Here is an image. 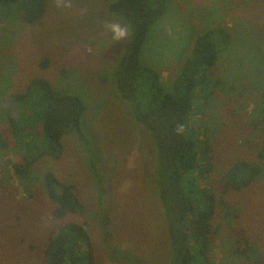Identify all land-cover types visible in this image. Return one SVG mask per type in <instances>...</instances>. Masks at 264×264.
Returning <instances> with one entry per match:
<instances>
[{
  "label": "rangeland",
  "instance_id": "1",
  "mask_svg": "<svg viewBox=\"0 0 264 264\" xmlns=\"http://www.w3.org/2000/svg\"><path fill=\"white\" fill-rule=\"evenodd\" d=\"M110 1L73 0L71 9H58L49 0L46 15L36 24L0 20V132L9 127L4 100L24 92L35 77L80 96L87 105L84 121L92 135V159L106 176L107 191L101 199L86 161L91 150L73 135L64 138L61 157L39 160L25 179L12 167L23 163L21 149L0 147V264H43L47 240L65 222L87 225L97 264H132L109 261L110 245L145 264L168 262L164 221L144 172L151 167L146 133L125 103L99 81L111 73L123 51V44L103 27L106 20H120L109 12ZM214 27L227 30L232 41L222 45L211 74L220 83H215L218 89L204 115L199 114L201 102L192 115L196 136L204 130L214 157L213 173L200 180L217 199L210 262L264 264V173L246 189L221 194L224 174L238 160L263 167L264 0H172L167 15L149 31L143 64L157 70L162 81L173 78L198 32ZM45 58L50 64L43 69ZM47 172L76 186L84 215L53 217L43 182L32 179ZM102 212L111 219L108 242L97 221Z\"/></svg>",
  "mask_w": 264,
  "mask_h": 264
},
{
  "label": "trees",
  "instance_id": "2",
  "mask_svg": "<svg viewBox=\"0 0 264 264\" xmlns=\"http://www.w3.org/2000/svg\"><path fill=\"white\" fill-rule=\"evenodd\" d=\"M49 0H0V20L19 19L24 24L40 22L47 13ZM172 0H112L108 10L130 26V38L124 42L120 60L103 81L123 101L132 118L145 131L151 158L147 162L152 195L157 200L164 232L169 241L170 257L166 264H211V242L217 233L212 221L217 199L204 180L214 171L210 140L204 130L197 137L192 115H204L214 88L220 80H212L224 48L232 41L221 27L198 32L191 48L182 58V68L167 81L157 70L143 64L142 53L149 31L168 13ZM224 46V47H225ZM49 59L40 63L49 66ZM216 83V84H215ZM7 105L8 129L0 132L2 149L20 148L23 163L13 164L19 178L44 157H61L66 136L73 135L90 153L86 154L89 171L94 175L100 198L107 193L97 164L92 159V135L85 126L87 105L77 95L63 93L44 77H35L27 89L4 100ZM14 112H17L15 114ZM178 129H182L178 131ZM262 166L238 160L224 174L221 194L250 187L264 173ZM146 169V168H145ZM32 176L43 182L48 199L53 203L52 215L63 220L69 215H84L74 184L65 183L52 173ZM225 203L224 200L221 201ZM103 238L111 239V219L104 212L97 216ZM247 244V240H245ZM167 246V245H166ZM246 253V249H237ZM109 261L145 264L129 252L109 248ZM43 264H97L93 241L86 224L65 222L47 240Z\"/></svg>",
  "mask_w": 264,
  "mask_h": 264
},
{
  "label": "clouds",
  "instance_id": "3",
  "mask_svg": "<svg viewBox=\"0 0 264 264\" xmlns=\"http://www.w3.org/2000/svg\"><path fill=\"white\" fill-rule=\"evenodd\" d=\"M54 4L58 9H71L73 0H54ZM84 14V10H81ZM104 29L111 34V39L114 42H124L130 38V26L120 20H106L103 22ZM182 129H178L180 131Z\"/></svg>",
  "mask_w": 264,
  "mask_h": 264
}]
</instances>
